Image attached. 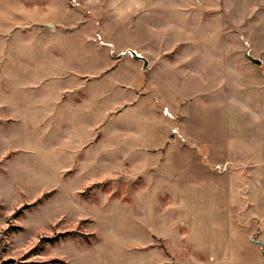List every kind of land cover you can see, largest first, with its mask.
<instances>
[{"label": "rangeland", "instance_id": "rangeland-1", "mask_svg": "<svg viewBox=\"0 0 264 264\" xmlns=\"http://www.w3.org/2000/svg\"><path fill=\"white\" fill-rule=\"evenodd\" d=\"M263 189L264 0H0V264H264Z\"/></svg>", "mask_w": 264, "mask_h": 264}, {"label": "water", "instance_id": "water-1", "mask_svg": "<svg viewBox=\"0 0 264 264\" xmlns=\"http://www.w3.org/2000/svg\"><path fill=\"white\" fill-rule=\"evenodd\" d=\"M128 54H130L134 60L142 61L144 63V66H143L144 69H147L149 67L148 60L145 57H143L142 55L138 54L137 52H135L133 50H129L128 52L123 53L122 56H127ZM246 55H247L248 59L252 63L256 64L257 66H261L263 64V62L261 60L253 58L250 55L249 52H247ZM252 241L254 243L260 244L262 246V248H263V253L262 254H263V257H264V241L261 240L259 236L253 237L252 238Z\"/></svg>", "mask_w": 264, "mask_h": 264}, {"label": "crops", "instance_id": "crops-1", "mask_svg": "<svg viewBox=\"0 0 264 264\" xmlns=\"http://www.w3.org/2000/svg\"><path fill=\"white\" fill-rule=\"evenodd\" d=\"M261 194H262V196H261V199H262L261 203L263 204V202H264V189L261 190ZM263 208H264V206H263Z\"/></svg>", "mask_w": 264, "mask_h": 264}]
</instances>
